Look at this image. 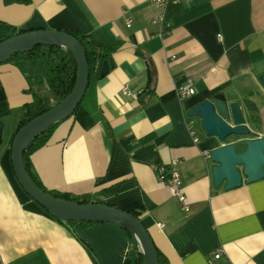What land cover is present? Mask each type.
I'll return each instance as SVG.
<instances>
[{
	"label": "crops",
	"instance_id": "1",
	"mask_svg": "<svg viewBox=\"0 0 264 264\" xmlns=\"http://www.w3.org/2000/svg\"><path fill=\"white\" fill-rule=\"evenodd\" d=\"M0 21L22 31L85 34L110 52L112 66L91 79L79 115L60 120L28 156L44 188L141 209L140 221L167 264H264V177L216 188L209 158L223 144L264 137V0H0ZM21 61L24 68L0 63V94L9 107L0 118V264H123L139 248L120 226L68 228L17 182L9 141L44 83L29 71V60ZM188 78L194 94L180 98L177 88ZM217 93L238 101L248 135L219 141L187 115ZM161 166L180 174L188 211L160 178ZM122 181L116 193H103Z\"/></svg>",
	"mask_w": 264,
	"mask_h": 264
},
{
	"label": "water",
	"instance_id": "2",
	"mask_svg": "<svg viewBox=\"0 0 264 264\" xmlns=\"http://www.w3.org/2000/svg\"><path fill=\"white\" fill-rule=\"evenodd\" d=\"M46 45L67 48L76 62V78L70 92L48 110L22 125L10 143V161L15 178L24 192L50 215L70 228V222H109L125 227L131 235L134 248L143 254V264H158L156 247L140 219L128 211L107 203H81L55 197L42 188L28 175L23 151L51 124L70 116L81 102L89 83V65L86 52L79 40L71 34L55 29H36L16 33L0 41V63L17 53H26L34 46ZM112 63L104 59L98 76L107 74ZM264 88V74L259 76ZM4 97L0 94V100ZM189 117L200 120L201 129L207 136L224 141L231 135L244 136L250 133L238 101H229L222 93L204 98L187 112ZM3 123L0 119V144ZM240 146L244 149L240 151ZM215 164L211 167L214 187L224 182L225 189H233L264 177V137L237 140L223 144L209 153Z\"/></svg>",
	"mask_w": 264,
	"mask_h": 264
},
{
	"label": "trees",
	"instance_id": "3",
	"mask_svg": "<svg viewBox=\"0 0 264 264\" xmlns=\"http://www.w3.org/2000/svg\"><path fill=\"white\" fill-rule=\"evenodd\" d=\"M21 32H24V31L17 30L14 27H11L10 25L0 21V41L16 33H21ZM65 32L71 34L77 40H79L85 49L86 57H87L88 65H89V82L91 81L92 78H97L102 61L104 59H107L110 55L109 49L106 47L104 48L100 46L88 35L76 33V32H70V31H65ZM41 56H44L47 58L46 62L48 63V72H45V76H46L45 81L47 82L49 86V89L51 91V94L53 95V98L56 104L70 92L74 84L75 78H76V71H77L76 62L71 52L67 48L57 47V46L37 45V46H34L31 50H29L26 53L21 52V53H17L13 55L11 59H9L8 61H13L14 64H16L18 67H22L21 59H27L29 60L28 68H31L34 62L37 60V58ZM150 75H151V71H150ZM88 86H89V83H88ZM33 95H34L33 100L25 104L23 107L22 115L19 119L16 130L13 132L10 138V141H9L10 143L15 133L22 125L26 124L28 121H30L37 115L41 114L42 112L48 110L50 107L54 105V104H50L48 99L43 97L41 93L37 91H35ZM82 102H83V98L81 102L78 104V106L75 108L73 113L68 117H71V116L77 117L79 115ZM248 106L251 110L255 109V107L251 103H248ZM8 113H9V107L7 103L5 102L4 99L0 100V118L7 115ZM58 122L59 121L51 124L42 134L37 136L34 139V141L30 145H28L23 151V162H24L28 175L36 183L37 186H39L45 192L55 197L70 200V201H75V202H81V203H88V202L105 203L101 199L91 200L90 197L88 196L80 197V196L72 195L69 193H59V192L47 190L33 176L30 170L28 156L32 151L41 147L48 141L53 129L58 124ZM122 184H123V181L116 183L114 185H111L105 188L103 190V193L105 194L116 193L119 190V188L122 186ZM128 212L132 214L133 216H135L136 218L140 219L139 215L141 213V209L130 210ZM77 223L92 224L94 222L81 221ZM121 228L129 237H131L130 232L125 227H121ZM156 252H157L158 264H167L164 257L158 251L157 248H156ZM123 264H143L142 252L140 250H134L130 256L126 257Z\"/></svg>",
	"mask_w": 264,
	"mask_h": 264
},
{
	"label": "built area",
	"instance_id": "4",
	"mask_svg": "<svg viewBox=\"0 0 264 264\" xmlns=\"http://www.w3.org/2000/svg\"><path fill=\"white\" fill-rule=\"evenodd\" d=\"M158 5H165L170 2V0H153ZM127 26L130 25V20H127ZM218 38H220V35H218ZM122 91L124 93H130L126 87L122 88ZM194 94V88H193V80L191 78L186 79V82L179 86L177 88V95L180 98L190 96ZM186 128L190 132V135L192 136L193 142H198L199 138L196 135L195 131V122L193 119L188 118L186 121ZM159 168V174L160 178L164 180L167 185L168 189L172 196L176 197L180 203H182V207L184 211H188L189 207L185 202V196L182 192L181 186H182V179L180 174L175 168H170L167 170L165 167H158ZM221 255L220 251H217L212 255V257L209 259V262L211 263L214 259L219 258Z\"/></svg>",
	"mask_w": 264,
	"mask_h": 264
},
{
	"label": "rangeland",
	"instance_id": "5",
	"mask_svg": "<svg viewBox=\"0 0 264 264\" xmlns=\"http://www.w3.org/2000/svg\"><path fill=\"white\" fill-rule=\"evenodd\" d=\"M46 57L41 56L39 58H37V60L34 62V64L32 65L31 68H29L30 72L32 71L33 75H37V79L38 80H44V83H38L37 87H38V92L41 93L42 95L48 96L49 94H51L50 89L46 86L45 83V72H48V63L46 62ZM28 64V63H27ZM22 65V64H21ZM30 67V66H29ZM22 68H24V66L22 65ZM51 104H54V99L53 101H50ZM83 103V102H82Z\"/></svg>",
	"mask_w": 264,
	"mask_h": 264
}]
</instances>
